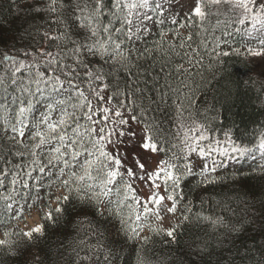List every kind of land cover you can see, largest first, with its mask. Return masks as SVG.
I'll return each instance as SVG.
<instances>
[{
  "label": "trees",
  "instance_id": "obj_1",
  "mask_svg": "<svg viewBox=\"0 0 264 264\" xmlns=\"http://www.w3.org/2000/svg\"><path fill=\"white\" fill-rule=\"evenodd\" d=\"M154 2L142 29L134 0H0V264H264L262 14L198 0L169 22ZM135 124L180 216L141 241L152 214L117 167ZM194 130L245 154L199 172ZM34 210L40 229H15Z\"/></svg>",
  "mask_w": 264,
  "mask_h": 264
},
{
  "label": "rangeland",
  "instance_id": "obj_2",
  "mask_svg": "<svg viewBox=\"0 0 264 264\" xmlns=\"http://www.w3.org/2000/svg\"><path fill=\"white\" fill-rule=\"evenodd\" d=\"M218 9L229 12L231 9L237 12L246 13L247 10H252L254 13L262 14L260 22V31L264 34V0H213ZM155 7L158 6L163 18L168 21H175L177 19L188 18L192 15L198 7V0H155ZM254 5H257V9ZM152 0H134L133 19L135 27H141L148 25L151 16ZM249 7L250 9H245ZM262 24V25H261ZM250 60L256 73H259L260 77L264 78V36L260 40V45L254 48L249 53ZM10 61V59H9ZM104 105H107L105 103ZM96 115V114H95ZM97 116V115H96ZM102 117V116H101ZM109 117V115H107ZM102 118H106L105 116ZM124 119L130 121L129 116ZM123 124V123H121ZM133 127L135 130H133ZM125 128H121V130ZM133 133L132 144L133 147L129 149V152L122 150L118 147V163L117 167L123 164L121 168L122 172L129 171L132 175L131 179L137 187L138 192L144 202L150 210L152 216L151 221L147 224L146 229H156L165 233H169L178 225L180 216L179 213L173 207L170 196L168 195L164 187V177L168 175L166 173V164L164 160L155 152L152 146L149 145L147 134L138 126L133 125L130 128ZM197 131L186 132V137L190 142V147H187L186 153L190 159L191 164L198 169L199 172H207L218 168L223 157H226V161L222 166L227 167L230 164V156L239 157L245 154V151L239 150L235 145L226 144L221 150L212 151L207 149L202 140L197 143L195 137ZM123 138L125 140L129 134ZM109 141L112 138L108 136ZM193 139V141H191ZM102 141L105 145L108 140L103 137ZM107 142V143H106ZM260 154L264 153V140L259 147ZM240 153V154H239ZM119 169V167H118ZM117 169V170H118ZM62 195V191L57 192V197ZM57 206V204H53ZM40 226L39 211H32L24 221L18 222L15 226L16 229L29 232L32 229H38ZM149 231L144 230L139 240L149 235Z\"/></svg>",
  "mask_w": 264,
  "mask_h": 264
}]
</instances>
